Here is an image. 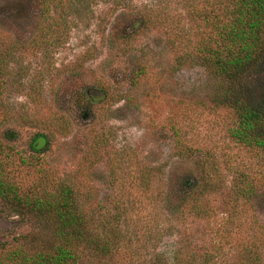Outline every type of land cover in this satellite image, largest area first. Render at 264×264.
<instances>
[{
    "label": "rangeland",
    "instance_id": "rangeland-1",
    "mask_svg": "<svg viewBox=\"0 0 264 264\" xmlns=\"http://www.w3.org/2000/svg\"><path fill=\"white\" fill-rule=\"evenodd\" d=\"M45 2L49 20L64 16L66 31L33 45ZM202 7L203 0H0V69L7 68L0 133L15 130L12 145L27 158L34 136L47 135L40 173L74 189L96 220L124 208L125 247L116 260L124 264H175L185 250L244 264L246 233L236 226L240 234H224L236 169L245 165L256 188L245 218L264 225V167L228 138L230 115L215 107L242 99L264 110V55L231 80L218 79L192 49L202 39ZM100 91L106 98L84 111L79 99ZM179 142L200 151L181 157ZM21 172L32 181L36 169ZM209 172L222 184L205 200L210 216H183V201L197 197ZM191 177L198 187L181 191ZM55 233L51 220L0 204V257L50 250ZM84 264L107 262L86 256Z\"/></svg>",
    "mask_w": 264,
    "mask_h": 264
},
{
    "label": "trees",
    "instance_id": "trees-1",
    "mask_svg": "<svg viewBox=\"0 0 264 264\" xmlns=\"http://www.w3.org/2000/svg\"><path fill=\"white\" fill-rule=\"evenodd\" d=\"M46 5L45 2L33 45H39L49 37L66 31L64 16L49 20ZM196 17L200 21L202 39L192 49L200 62L218 79L231 80L263 58L264 0H203V7L198 10ZM183 61L184 57L179 65ZM6 70V66H1L0 88L7 81ZM106 95L102 91L92 92L79 99L78 104L84 105L83 110L86 111L96 102L105 99ZM215 107L230 115L228 138L250 154L252 159L261 161L259 166L264 167L262 107H256L250 101L242 99L219 100ZM176 134L181 136L180 130ZM18 139L19 135L15 130L6 129L0 133V204L18 214L25 213L51 220L56 226V242L47 251L28 252L22 248L12 250L0 257V264H84L86 256L89 262L98 260L107 264H124L123 261H116L125 247L126 233L122 225L126 223L127 217L125 210H122L124 208L118 205L111 218L96 220L83 209L74 189L64 182L55 183L40 173L43 160L39 155L48 151L49 137L36 134L30 144L35 154L28 158L15 152L12 144ZM179 146L177 153L181 157H190L200 151L183 142H179ZM249 159L247 157L245 161ZM23 168L36 169L32 181L27 179V173L22 174ZM253 172L246 165L243 169H236L237 177L232 186V210L224 237L230 239L234 235L246 233L249 240L241 250L244 264H264V258L259 254L260 250H264V225L259 226L255 219L245 218V207L252 205L251 199L256 190L251 181L254 178ZM213 176L212 172L204 174L197 197L191 201H183V216H210L211 211L205 205V200L222 190L219 179L215 180ZM195 187H198V180L187 178L181 191L191 192ZM154 200L159 204L155 197ZM236 226L241 230L240 233L234 232ZM128 248L127 246L126 249ZM216 257L217 254L209 253L202 257L192 250H185L181 254L179 252L175 264H221Z\"/></svg>",
    "mask_w": 264,
    "mask_h": 264
}]
</instances>
